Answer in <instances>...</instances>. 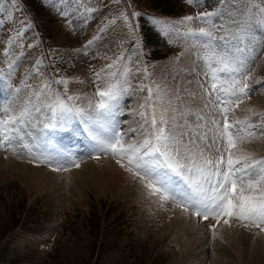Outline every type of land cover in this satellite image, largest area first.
I'll return each instance as SVG.
<instances>
[{
    "label": "rangeland",
    "instance_id": "1",
    "mask_svg": "<svg viewBox=\"0 0 264 264\" xmlns=\"http://www.w3.org/2000/svg\"><path fill=\"white\" fill-rule=\"evenodd\" d=\"M3 9L0 105L18 111L44 83L64 94L59 81L65 80L83 114L46 130V115L33 113L28 129L78 167L53 171L23 152L0 150V264H264V231L234 217L205 220L151 195L126 171V160L121 167L92 139L93 129L99 135L116 124L126 143H139L144 129L151 131L153 109L157 126L160 114L167 120L166 131L183 130L185 120L195 123V113L222 122L204 58L213 47L239 49L237 55L250 58L249 88L264 86V0H4ZM205 12L218 13L215 27L196 19L179 23ZM22 21L28 27L18 38ZM201 29L212 36H201ZM110 84L122 90L117 107L102 115L97 88ZM248 109L264 113V88L229 113L230 122L264 126V117ZM240 148L264 157V137L232 151Z\"/></svg>",
    "mask_w": 264,
    "mask_h": 264
},
{
    "label": "snow or ice",
    "instance_id": "2",
    "mask_svg": "<svg viewBox=\"0 0 264 264\" xmlns=\"http://www.w3.org/2000/svg\"><path fill=\"white\" fill-rule=\"evenodd\" d=\"M187 2L192 4L194 0ZM3 3L4 0H0V11L4 10ZM11 3L15 5L16 0H11ZM217 15L216 12H205L195 18L185 16L179 23L196 19L215 27L212 18ZM124 19L127 21L126 15ZM27 27L22 21L16 37L21 38ZM200 35L210 38L212 33L201 29ZM236 52L213 47L209 56L204 58L205 64L211 69L210 88L215 95V107L222 122L211 115L205 117L195 113V123L185 120L179 125L183 130L166 131L164 125L167 120L160 114V126H157V114L153 109L151 131L144 129V139L139 143H126L125 134L113 124L109 132L99 135L93 129V147L118 157L117 163L121 167H125L121 161L126 160V171L139 177L151 195L159 194L162 199H172L185 211L191 209L193 215L205 220L212 217L219 222L222 216L234 217L246 221L245 227H257L264 231V157H256L242 148L236 153L232 151L264 137V126L261 121H229V113L246 99H251L252 95L261 92L264 86L249 88L251 77L247 73V61L250 58L237 55ZM120 59L122 57L107 65V68H113ZM40 63L38 60L37 65ZM218 73L223 75L218 76ZM96 77L99 80L100 73H96ZM218 80L228 83H218ZM59 83L65 85L64 94L52 92L50 84L44 83L42 89L29 96L18 111L11 105H0V150L13 154L23 152L30 159L43 160L53 171H67L69 167L79 166L63 153L53 154L46 141L34 138L28 131L32 127L33 113L46 115L43 123L46 130L58 127L59 121L83 114V109L77 108L74 103L79 97L67 95V81L61 80ZM124 83L128 85L127 79ZM121 90L119 84H110L105 89L98 86L96 95L100 99L96 109L102 115L111 114L117 107ZM147 91L151 97L152 89L149 87ZM43 109H47V112L44 113ZM248 111L264 117V113L257 114L253 109ZM141 117L145 124H149L147 113H141ZM172 127L177 125L174 123ZM128 139L134 140V137ZM225 223L228 221L225 220Z\"/></svg>",
    "mask_w": 264,
    "mask_h": 264
},
{
    "label": "trees",
    "instance_id": "3",
    "mask_svg": "<svg viewBox=\"0 0 264 264\" xmlns=\"http://www.w3.org/2000/svg\"><path fill=\"white\" fill-rule=\"evenodd\" d=\"M19 222V221H18ZM23 223L20 224V226L22 225ZM13 225H17V222L16 220L13 222ZM100 246V245H99Z\"/></svg>",
    "mask_w": 264,
    "mask_h": 264
},
{
    "label": "bare ground",
    "instance_id": "4",
    "mask_svg": "<svg viewBox=\"0 0 264 264\" xmlns=\"http://www.w3.org/2000/svg\"><path fill=\"white\" fill-rule=\"evenodd\" d=\"M159 221V220H158Z\"/></svg>",
    "mask_w": 264,
    "mask_h": 264
}]
</instances>
